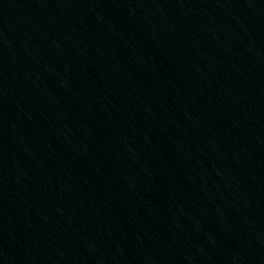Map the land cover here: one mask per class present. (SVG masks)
I'll list each match as a JSON object with an SVG mask.
<instances>
[{"label": "water", "instance_id": "1", "mask_svg": "<svg viewBox=\"0 0 264 264\" xmlns=\"http://www.w3.org/2000/svg\"><path fill=\"white\" fill-rule=\"evenodd\" d=\"M0 264H264V0H0Z\"/></svg>", "mask_w": 264, "mask_h": 264}]
</instances>
